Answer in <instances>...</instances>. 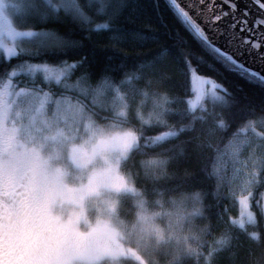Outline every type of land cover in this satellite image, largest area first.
Wrapping results in <instances>:
<instances>
[{
    "label": "clouds",
    "instance_id": "1",
    "mask_svg": "<svg viewBox=\"0 0 264 264\" xmlns=\"http://www.w3.org/2000/svg\"><path fill=\"white\" fill-rule=\"evenodd\" d=\"M120 94L116 103L71 102L57 126L23 142L31 157L24 179L14 196H0V264H216L228 249L239 201L251 206L245 182L264 171V114L229 141L239 134L246 143L221 165L231 168L220 182L230 203L213 221L206 193L189 187L195 173L178 167L188 149L155 139L173 128L196 130L169 120L177 99L159 86ZM200 107L194 151L216 147L229 126L223 105ZM154 126L163 130L147 135Z\"/></svg>",
    "mask_w": 264,
    "mask_h": 264
},
{
    "label": "trees",
    "instance_id": "2",
    "mask_svg": "<svg viewBox=\"0 0 264 264\" xmlns=\"http://www.w3.org/2000/svg\"><path fill=\"white\" fill-rule=\"evenodd\" d=\"M37 2L43 7V0ZM81 2L87 4V0ZM118 2L119 0H112L113 4ZM122 3L123 7L120 8L114 25L99 32H89L63 13L46 21L33 14L18 24L32 25L31 30H54L79 42L77 46L63 53L46 54L42 59L33 58V62L47 60L52 64L64 60L72 63L86 58L83 66L73 73L69 83H75L80 77L86 76L87 84L91 88L108 80L118 87L120 92L159 86L175 97L178 103L172 107L177 111L170 112L169 120L177 125H187L188 128L194 123L196 130L186 128L179 137L165 143L188 149L187 157L180 161L178 167L188 168L195 173L189 187L202 189L206 193V204L210 206V215L215 221L217 214L230 203L224 198L227 191L221 188L212 171L215 156L244 121L264 114V84L250 82L240 74L228 71L216 55L188 30L177 16L170 0H122ZM88 11L95 15L96 6L93 5ZM16 62L15 59L12 61ZM189 64L198 74L210 77L231 93V96H228L225 92L217 90L228 100L227 105L215 103L225 107L229 126L215 139L214 148L195 151L193 149L200 125L192 120V116L199 115L202 103L213 101L211 98L206 101V95L205 99L190 111L188 98L192 93V82ZM6 66L7 63L0 58V70ZM130 76L135 77L131 86L123 83ZM45 90L53 92L56 97H70L71 102L94 104L91 93L85 96L77 90L54 84L45 86ZM113 96L114 93L109 90L107 96L95 104H104ZM162 130L161 126H154L147 129V135L154 136ZM263 190L264 183L255 189L257 196ZM252 207L257 213L258 226L256 229L250 227L249 230L259 231L261 241L253 242L246 233L234 230V240L226 251L220 253L216 264H264V216L260 215L255 201ZM232 214L238 215V207L232 208Z\"/></svg>",
    "mask_w": 264,
    "mask_h": 264
},
{
    "label": "snow or ice",
    "instance_id": "3",
    "mask_svg": "<svg viewBox=\"0 0 264 264\" xmlns=\"http://www.w3.org/2000/svg\"><path fill=\"white\" fill-rule=\"evenodd\" d=\"M200 2L202 3L203 0ZM224 2L229 4L235 19L236 4L232 0H224ZM170 3L188 30L202 41L211 53L216 55L218 61L223 63L228 71L236 72L249 79L250 82L264 84V74L247 68L242 62L235 60L232 55L214 46L209 36L177 3V0H170ZM251 4L257 9L252 26L248 25L249 10L247 7L243 11V18L239 19L238 23L241 32L246 31L255 39H240L238 36L233 39L239 41L240 47H247L249 53L256 51L260 59L264 60V53L259 52V49L264 46V0H251ZM93 5L96 6L95 15L88 11ZM121 7H123L122 0L115 4L112 0H87L86 5L81 0H43V7L37 0H0V58L7 63V66L0 70V196H14L17 187L24 179L22 168L25 160L31 157L22 153L23 142L28 141L42 127L57 126L61 122L62 115L70 111V97H56L53 92L45 90V86L50 87L54 84L65 89L77 90L85 96L91 93L94 97V104L106 97L109 90L114 93L113 103L124 99L120 94V89L108 80L102 81L95 88L87 84L86 76L80 77L75 83L68 82L73 73L83 66L86 58L72 63L67 60L58 64L49 63L47 60L33 62V58L42 59L46 54L63 53L77 46L79 42L68 39L54 30H31L32 25H20L18 21L33 14L46 21L63 13L89 32H99L108 30L114 25ZM228 15V12L218 14L214 17V21H219ZM235 26L233 23L230 27L234 29ZM221 34L224 33L221 32ZM14 59L16 63H12ZM186 63H188L187 60ZM189 70L193 84L202 95L205 86H208L207 95L213 101L228 104L225 96L217 91L220 90L231 96L227 89L213 79H205L198 75L197 70L190 64ZM136 78L139 79V77ZM123 83L131 86L132 80L128 79ZM200 99L201 97L197 96V100ZM194 109L195 104H192L190 111ZM49 117H51L50 120ZM192 118L202 120L203 115H194ZM185 131V127L173 128L155 139L165 142L179 137ZM245 143L246 141L241 140L237 134V139L228 145L226 155L231 154L236 157ZM214 172L218 179H225L221 176L219 166L214 168ZM262 183H264V171L260 177L251 175L247 178L245 190L252 189L251 206L248 201H239V218L232 220L233 225L256 243L261 241V234L257 230L250 231L249 229L250 227L256 229L258 226L257 213L252 210L253 201L260 215L264 216V192L258 196L255 192L257 186ZM219 243L221 247H224L230 242L222 240Z\"/></svg>",
    "mask_w": 264,
    "mask_h": 264
},
{
    "label": "water",
    "instance_id": "4",
    "mask_svg": "<svg viewBox=\"0 0 264 264\" xmlns=\"http://www.w3.org/2000/svg\"><path fill=\"white\" fill-rule=\"evenodd\" d=\"M232 2L236 4L235 19L229 4L225 3L224 0H203L202 3L200 0H177V3L209 36L214 46L219 47L226 54L232 55L235 60L242 62L247 68L264 74V60L260 59L257 52L249 53L247 47H240L239 41L233 39L237 36L240 39H255L250 33L240 31L238 21L243 18V11L247 7L249 10L247 20L249 27H251L252 21L256 18V6L251 4V0H232ZM223 12H228L229 15L222 17L219 21H214V17ZM233 23L236 25L234 29L230 27ZM221 32L224 34L222 35ZM259 52L264 53V46L259 49Z\"/></svg>",
    "mask_w": 264,
    "mask_h": 264
},
{
    "label": "rangeland",
    "instance_id": "5",
    "mask_svg": "<svg viewBox=\"0 0 264 264\" xmlns=\"http://www.w3.org/2000/svg\"><path fill=\"white\" fill-rule=\"evenodd\" d=\"M21 21L22 20H19L18 23L21 22ZM198 75H200V74H198ZM201 76H203V75H201ZM203 77L205 79H211L210 77H207V76H203ZM191 82H192V76H191ZM207 88H208V86H205V91H204V94L202 95L201 91L198 90L197 87L192 82V93H191V95L188 98V102H189L190 107H191L192 104H195V106L198 103L200 104L205 99V97L207 95ZM197 96H200L201 99L197 100ZM210 98L211 97L209 95H207L206 101L208 99H210ZM229 141H230V139L224 144V146L221 148V150L218 151V153L215 156L214 163L212 165V171L214 172V168L216 166H219L221 168V176L225 178L224 180H220V179H218L217 175L215 174V176L217 177V179L219 181V184H220L221 181H226L227 177L230 175V172H231V168L230 167H228V168L221 167V165L227 161L226 150L228 148ZM221 157H223V158L221 159ZM221 188H223L225 191H227L226 184L223 187L221 186ZM262 192H264V190ZM252 210L255 211V209L253 207H252Z\"/></svg>",
    "mask_w": 264,
    "mask_h": 264
}]
</instances>
